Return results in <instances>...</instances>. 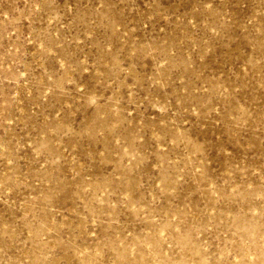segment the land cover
Here are the masks:
<instances>
[{"label":"rangeland","instance_id":"rangeland-1","mask_svg":"<svg viewBox=\"0 0 264 264\" xmlns=\"http://www.w3.org/2000/svg\"><path fill=\"white\" fill-rule=\"evenodd\" d=\"M0 264H264V0H0Z\"/></svg>","mask_w":264,"mask_h":264}]
</instances>
